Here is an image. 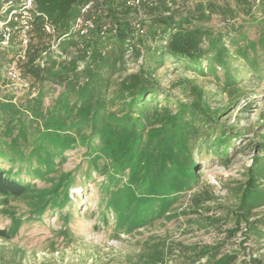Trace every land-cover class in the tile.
<instances>
[{"label": "trees", "instance_id": "obj_1", "mask_svg": "<svg viewBox=\"0 0 264 264\" xmlns=\"http://www.w3.org/2000/svg\"><path fill=\"white\" fill-rule=\"evenodd\" d=\"M89 1L35 0L31 41L19 61L20 76L33 97L26 96L19 105L0 101V215H9L11 221L8 229H0L2 239L14 236L22 222L4 209L9 200L29 196L36 201L29 219L41 216L48 206L62 209L71 201L67 185L74 181L72 174L52 175L64 163L66 152L77 148L83 150L87 168L84 180L91 179L90 173L102 176L98 185L100 203L105 202L99 220L103 226L109 213L123 234L163 216L170 219L172 205L197 183L200 165L192 158L193 137L200 133L205 152L211 151L216 159L227 158L230 139L191 80L171 86L185 98L197 93L195 99L182 103L161 87L155 74L170 61L172 70L180 67L201 77L219 79L221 73L223 87L231 89L243 77L231 69V61L238 57L257 77L259 65L253 52L257 45L264 49V32L257 42L240 37L244 24L235 26L233 20L239 14L252 18V11L263 8L264 0H235L232 8L216 0H159L139 11L126 7L124 0H107L106 12L96 14L94 28L81 37L72 27ZM139 12L144 16L139 22L142 33L133 25ZM214 15L221 16L223 28L209 26ZM43 16L55 29L58 53L49 49L51 37L42 30ZM104 25H116L115 34L109 28L103 32ZM17 52L14 46L0 57V80L5 79L6 86L5 68ZM126 52L142 62L135 73L123 76ZM262 120L264 129V115ZM248 145L258 147L255 142ZM245 176L237 206L230 212L233 227L227 230L230 239L244 224L243 242L251 235L264 237L258 226L264 228V222L249 220L264 206V155L253 156ZM28 180L51 186L37 191ZM198 221L210 225L222 220L199 216ZM222 245L192 246L194 258L186 259H193L190 264H237L239 251L244 250L241 245L220 253ZM238 264L264 261L249 256Z\"/></svg>", "mask_w": 264, "mask_h": 264}, {"label": "rangeland", "instance_id": "obj_2", "mask_svg": "<svg viewBox=\"0 0 264 264\" xmlns=\"http://www.w3.org/2000/svg\"><path fill=\"white\" fill-rule=\"evenodd\" d=\"M216 1L232 8L235 0ZM252 12V18L239 14L233 22L235 26L244 24L240 37L246 36L248 40L257 42L264 32V7ZM213 18L215 21L209 26L215 30L225 26L221 16L214 15ZM234 49L230 46V53H234ZM253 54H257L259 65L257 77L252 76L249 63L235 57L231 61V69L242 72L243 77L231 89L223 87L221 73L218 74L219 79L209 75L201 77L180 67L172 70L170 61H166V65L155 74L161 87L182 103L195 99L197 93L185 98L179 89L171 86L183 79L191 80L201 93L208 112L217 116V123L224 126L223 131L230 139L227 158L216 159L211 157V151L205 152V144L201 143L204 137L200 133L193 137L192 158L200 165L196 170H199L197 183L172 205L170 219L163 216L131 234H123L115 228L114 214L109 213L108 224L103 226L99 220L105 202L100 203L101 187L98 185L102 176L90 173L91 179L84 180L87 168L82 163L83 150L72 149L66 152V159L58 172L52 175L58 177L61 173L70 172L74 179L67 185L71 201L64 208L48 206L41 216L34 215L29 219L36 202L29 196L11 199L4 207L12 215L21 217L22 222L14 236L0 238V264H190L193 259L186 258H194L190 251L192 246L219 243L223 244L220 253L238 250V245H241L244 250L239 251L237 264L249 256L264 261V237L258 239L251 235L243 242L244 224L240 225V231L234 237L228 239L227 235V230L233 227L230 212L237 206L239 190L246 180V169L253 156L264 155V147L260 149L264 146V49L257 45ZM141 62V58L132 57L122 75L135 73ZM6 82L7 86L5 79L0 80V101L11 100L19 105L26 96L33 97L32 92L14 88ZM254 142L258 147H249L248 144L253 145ZM3 168L7 170L9 167L4 164ZM21 179L27 182L26 176H21ZM28 182L37 191L51 186L42 181ZM199 216L222 221L206 225L198 221ZM249 220L264 222V206L256 209ZM10 225V216L0 215V229H8ZM258 226L264 233V228L260 224Z\"/></svg>", "mask_w": 264, "mask_h": 264}, {"label": "built area", "instance_id": "obj_3", "mask_svg": "<svg viewBox=\"0 0 264 264\" xmlns=\"http://www.w3.org/2000/svg\"><path fill=\"white\" fill-rule=\"evenodd\" d=\"M159 0H124L126 7L140 10L142 5L148 7L155 6ZM170 0H167L169 2ZM107 0H90L81 7L77 18L74 20L72 32L81 37H87L89 32L94 28V18L98 13L106 12ZM170 6V3H169ZM37 17L35 11V0H0V57L11 50L12 47L18 50L16 56H12V61L5 68L6 80L14 88L29 89L27 81L21 78L19 61L24 59L25 52L31 41V33L34 29V21ZM43 18L42 30L51 37L49 49L57 52V43L55 29L50 25L45 16ZM144 16L139 12L137 21L133 25L139 33L143 30L139 24ZM109 28L113 34L116 31V25H104L102 31ZM58 53V52H57ZM45 53H43V56ZM68 59L66 56L61 57ZM125 58L132 59L130 52H126Z\"/></svg>", "mask_w": 264, "mask_h": 264}]
</instances>
